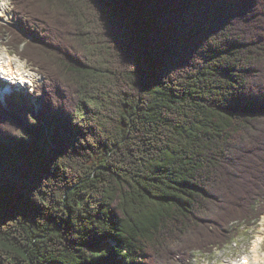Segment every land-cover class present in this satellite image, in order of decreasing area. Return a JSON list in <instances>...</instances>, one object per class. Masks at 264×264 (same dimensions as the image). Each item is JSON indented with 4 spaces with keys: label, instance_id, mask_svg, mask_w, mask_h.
<instances>
[{
    "label": "trees",
    "instance_id": "1",
    "mask_svg": "<svg viewBox=\"0 0 264 264\" xmlns=\"http://www.w3.org/2000/svg\"><path fill=\"white\" fill-rule=\"evenodd\" d=\"M10 2L43 81L0 103V264H188L261 218L264 0Z\"/></svg>",
    "mask_w": 264,
    "mask_h": 264
},
{
    "label": "rangeland",
    "instance_id": "2",
    "mask_svg": "<svg viewBox=\"0 0 264 264\" xmlns=\"http://www.w3.org/2000/svg\"><path fill=\"white\" fill-rule=\"evenodd\" d=\"M5 4V9L7 10L6 14L3 15V18L0 17V26L8 23H13L11 19V8L8 9L9 1L6 0ZM7 46L8 45L6 43V40L0 37V49L5 52L2 53L4 56L8 54L7 52L11 53ZM14 56L16 62L19 65H23L25 67L24 74L29 75V78L26 79L27 83H23L20 92L21 95H27L29 97V94H32L35 87L41 85L43 80L24 61L20 60L16 55ZM3 101L0 102L3 104ZM261 237H263V241L259 246V253L264 255V216L261 217V219L257 223L255 222V224H252L250 226H239L237 230V235L233 239V243L231 245L226 246L222 251L215 252L211 255L198 254L192 260H190L188 264H228L230 261L235 264L239 262L243 255H251V252H249V247L254 244L255 240H257L258 238L261 239Z\"/></svg>",
    "mask_w": 264,
    "mask_h": 264
},
{
    "label": "bare ground",
    "instance_id": "3",
    "mask_svg": "<svg viewBox=\"0 0 264 264\" xmlns=\"http://www.w3.org/2000/svg\"><path fill=\"white\" fill-rule=\"evenodd\" d=\"M0 62H4V68L7 70H14L17 73V76L20 80H22V78H24V76L22 75V73L24 72L25 67L23 65H19L16 60L14 58H11L7 55H3L0 54ZM29 75H26V78L28 79ZM10 80V78H8ZM26 82V81H25ZM2 85H4V83H2L0 81V92L3 90L1 87ZM260 241L262 242L263 239L258 238L257 240H255L254 245H253V251L252 254L249 257H243L242 259L239 260V262L235 263V264H244L243 262H240L244 259H248V263L247 264H263L264 261V255L259 253L260 250ZM228 264H234L233 262H229Z\"/></svg>",
    "mask_w": 264,
    "mask_h": 264
}]
</instances>
